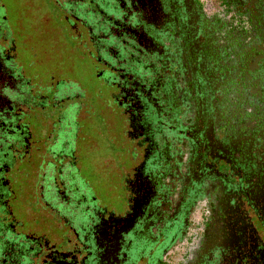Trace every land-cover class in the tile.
<instances>
[{
    "label": "flooded vegetation",
    "instance_id": "1",
    "mask_svg": "<svg viewBox=\"0 0 264 264\" xmlns=\"http://www.w3.org/2000/svg\"><path fill=\"white\" fill-rule=\"evenodd\" d=\"M46 2L45 75L0 0V264H264V0ZM76 50L113 132L93 179Z\"/></svg>",
    "mask_w": 264,
    "mask_h": 264
},
{
    "label": "rangeland",
    "instance_id": "2",
    "mask_svg": "<svg viewBox=\"0 0 264 264\" xmlns=\"http://www.w3.org/2000/svg\"><path fill=\"white\" fill-rule=\"evenodd\" d=\"M2 1L7 7V9L11 11H20V15H23L21 14V11L24 9V6L26 4L28 5L26 15L20 16L19 20L22 23L23 27H25L26 25L28 26V33L32 34L33 42H35L37 37L42 38L40 44L35 45L34 47L37 59L36 63L34 62L35 71H45V75L51 71H57V66L58 64L60 65L61 59H58L57 56H55L56 52L52 50V48H50L48 45V38L50 36V33H48L46 30L50 28V24L47 28L44 23L42 24L40 16L41 10H45L48 7L46 0ZM34 27L38 29L36 30L34 29ZM70 57L71 59L67 64L70 68L69 78L72 79L77 86H82L86 89V97L83 101L90 107V109H87L88 115L86 119H79L78 121V123H80L81 125L80 128L82 130V135H84L85 138L77 139L74 144V147L77 149V155H79L84 161V165L86 167V174H89L90 177L93 179L94 174L93 172L91 173L92 167L95 164L103 165V163H101L102 156H105L106 158L110 157L115 151V148L111 143L110 137V134H112L113 132L110 130L109 132H107L105 125L99 120L98 116L95 114L97 108L100 107V105L94 99L99 98V94H97L96 92L98 90V86L93 73V69H89L87 68V66L85 67V65L82 63L84 62L87 65L88 60L84 58L81 59L77 50L73 52V54H70ZM77 101H79V99ZM102 115L105 117V114ZM78 151L81 152L78 153ZM99 159H101V162ZM107 166L108 164H106V168ZM107 169L106 171H108ZM29 178L34 179L31 177Z\"/></svg>",
    "mask_w": 264,
    "mask_h": 264
}]
</instances>
